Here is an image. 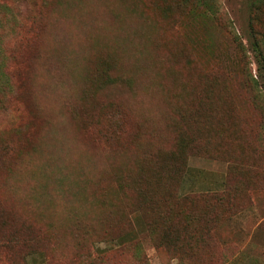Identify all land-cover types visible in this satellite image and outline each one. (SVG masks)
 <instances>
[{"label":"rangeland","instance_id":"1","mask_svg":"<svg viewBox=\"0 0 264 264\" xmlns=\"http://www.w3.org/2000/svg\"><path fill=\"white\" fill-rule=\"evenodd\" d=\"M253 1L0 0V264H264Z\"/></svg>","mask_w":264,"mask_h":264},{"label":"trees","instance_id":"2","mask_svg":"<svg viewBox=\"0 0 264 264\" xmlns=\"http://www.w3.org/2000/svg\"><path fill=\"white\" fill-rule=\"evenodd\" d=\"M157 1L158 2L160 1L161 2L160 5L162 6V5H167V4L171 3L173 0H171V2H166L165 0H157ZM178 1H180V3H183L186 1L188 2L189 0H178ZM251 11H252V15H251V20L249 21V26H250V30H251V33L253 36V46H254V50L256 52V55L258 56L259 60L264 65V17H263L264 6H263V0H254L252 3V6H251ZM34 20H35V18L32 19V24L34 23ZM233 42L238 46V48L242 47L241 42L238 41L235 37L233 38ZM8 74H9V76L11 75L10 73H8ZM0 75L3 76L2 74H0ZM17 79H19V77H17ZM18 83H19V81H17V84ZM253 83H255V82H253ZM254 86H255V84L252 85V80H251V88H253ZM260 87L264 91V84H262V86H260ZM204 97L200 98V100L197 104V107L193 108L192 110H189L190 111L189 113L180 116L182 123H180L179 125L191 124V125H197V126H204L205 123H209L210 125H212L210 123V113L207 110V105H206V103H203V102L208 100V97H206V98H204ZM211 113L213 114L212 111H211ZM174 127H176L174 129V131L178 133L176 140H178V141L186 140V138L183 137L181 129L178 127V125H175ZM8 153H9L8 146L6 144L2 143L0 140V164H1V160L4 159ZM177 173H179V170L175 169V172L169 173V176L173 177ZM132 185H135V184L132 182L129 185L131 189H133ZM143 188H145V187H142V189L137 188L136 191L142 192ZM171 223H170L169 227H172ZM169 227L167 228V230H169ZM161 240L167 241L171 244V242L173 243V241L176 240V238L172 237L171 235L170 236L169 235H161Z\"/></svg>","mask_w":264,"mask_h":264}]
</instances>
